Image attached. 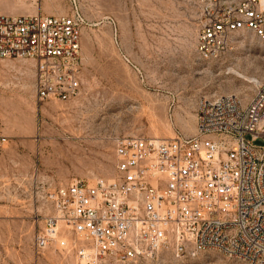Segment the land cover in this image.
Listing matches in <instances>:
<instances>
[{
	"label": "rangeland",
	"instance_id": "obj_1",
	"mask_svg": "<svg viewBox=\"0 0 264 264\" xmlns=\"http://www.w3.org/2000/svg\"><path fill=\"white\" fill-rule=\"evenodd\" d=\"M77 4L85 22L81 86L74 97L37 100L32 60L0 59L6 136L0 154V264H78L75 245L88 241L64 225L47 247L34 248V232L51 210L44 196L48 186L72 177H110L115 136L193 134L201 96L233 93L245 102L264 80V39L251 31L234 33L216 58L199 56V0ZM69 9L68 0H0V13ZM95 264L249 263L214 248L184 258L161 248L151 257L121 262L106 256Z\"/></svg>",
	"mask_w": 264,
	"mask_h": 264
},
{
	"label": "built area",
	"instance_id": "obj_2",
	"mask_svg": "<svg viewBox=\"0 0 264 264\" xmlns=\"http://www.w3.org/2000/svg\"><path fill=\"white\" fill-rule=\"evenodd\" d=\"M68 2L62 14L0 13V59L32 60L37 100H67L81 86L85 18L77 0ZM199 19L196 50L205 59L223 54L240 30L264 39V0H199ZM195 115L190 135L115 136L110 177L48 186L51 210L34 232L35 250L64 225L88 241L75 245L78 264L161 248L178 258L214 248L264 264V80L245 102L233 93L201 96ZM5 141L0 124V154Z\"/></svg>",
	"mask_w": 264,
	"mask_h": 264
},
{
	"label": "bare ground",
	"instance_id": "obj_3",
	"mask_svg": "<svg viewBox=\"0 0 264 264\" xmlns=\"http://www.w3.org/2000/svg\"><path fill=\"white\" fill-rule=\"evenodd\" d=\"M258 82H256V84H257ZM155 138H158V137H155ZM159 139H162V138H159Z\"/></svg>",
	"mask_w": 264,
	"mask_h": 264
},
{
	"label": "crops",
	"instance_id": "obj_4",
	"mask_svg": "<svg viewBox=\"0 0 264 264\" xmlns=\"http://www.w3.org/2000/svg\"><path fill=\"white\" fill-rule=\"evenodd\" d=\"M7 11H11V10H7ZM8 13V12H7Z\"/></svg>",
	"mask_w": 264,
	"mask_h": 264
}]
</instances>
